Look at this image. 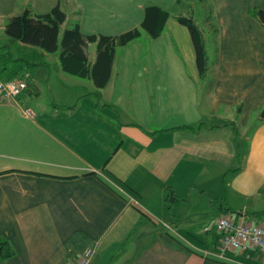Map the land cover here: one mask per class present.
Segmentation results:
<instances>
[{
    "label": "crops",
    "instance_id": "0c3cea01",
    "mask_svg": "<svg viewBox=\"0 0 264 264\" xmlns=\"http://www.w3.org/2000/svg\"><path fill=\"white\" fill-rule=\"evenodd\" d=\"M205 1L203 28L189 0L28 9L59 4L61 30L77 24L83 35L139 28L147 5L168 16L158 36L141 29L115 49L102 87L29 44L41 61L11 72L3 59L0 78L24 68L29 77L0 101V240L12 251L0 264H70L92 243L94 264H264L257 250L221 252L214 225L220 216L264 225V28L252 12L264 0ZM183 15L201 31L203 75ZM85 52L92 63L95 42ZM44 92L51 98L26 99Z\"/></svg>",
    "mask_w": 264,
    "mask_h": 264
},
{
    "label": "trees",
    "instance_id": "16d2710c",
    "mask_svg": "<svg viewBox=\"0 0 264 264\" xmlns=\"http://www.w3.org/2000/svg\"><path fill=\"white\" fill-rule=\"evenodd\" d=\"M252 12L264 28V9H253ZM167 16L168 12L164 8L158 5H147L139 28L134 27L118 35H83L77 24L61 30L66 12L60 8L59 4H55L44 13H34L25 9L22 13L10 16L4 25V32L24 44L36 46L45 52H56L62 70L73 75L90 78L95 86L102 87L109 78L115 49L137 38L141 34V29L152 37L158 36L163 30ZM178 20L190 32L195 48L197 67L199 73L203 75L207 70V54L201 31L190 16H179ZM89 42L96 44V56L92 63L88 60L85 52V46ZM24 69L20 74L16 73L15 75L22 76L25 71L29 72ZM3 70L1 68V71ZM15 75L8 76V79ZM260 115H264V110ZM200 124L201 122L197 124V127ZM168 197L174 198V195L171 193ZM216 237V241L219 242L221 236L218 231H216ZM11 253L8 242L0 240V257L9 256Z\"/></svg>",
    "mask_w": 264,
    "mask_h": 264
},
{
    "label": "built area",
    "instance_id": "2783aa9c",
    "mask_svg": "<svg viewBox=\"0 0 264 264\" xmlns=\"http://www.w3.org/2000/svg\"><path fill=\"white\" fill-rule=\"evenodd\" d=\"M29 72L22 76L0 78V101L14 99L27 85ZM215 230L220 233L219 249L224 252L228 249L240 251L257 250L264 260V225L234 220L227 216H220L214 220ZM94 248L87 246L73 264H92Z\"/></svg>",
    "mask_w": 264,
    "mask_h": 264
},
{
    "label": "rangeland",
    "instance_id": "374dc122",
    "mask_svg": "<svg viewBox=\"0 0 264 264\" xmlns=\"http://www.w3.org/2000/svg\"><path fill=\"white\" fill-rule=\"evenodd\" d=\"M35 1L36 0H0V65L4 64L3 59L8 60V63H7V65H9L8 70L11 72L13 69H17L18 65L21 64V62H23L24 60H27L29 58H32V56H35V59H31V61H41L40 59H43L40 54L34 55V52L31 50V48L29 46H26L27 44H24L21 41L12 38L11 36L7 35L4 32V25H5L6 21L8 20V18L14 14L22 13L23 10L26 8L30 9V7L34 6ZM183 2H184V0H183ZM189 2H191V3H189ZM189 2H188L189 5H186L187 7H189L187 13H189V15L192 14V16H194L196 18L195 19L196 24L200 28H203L202 24H201L203 22L202 21L203 20L202 15H203V13L206 12V10L210 9L212 7V5L211 4H209V5L205 4L206 3L205 0H189ZM207 3H208V1H207ZM45 6H48V5L46 4V5H44V7ZM187 13H186V15H188ZM210 22L211 21H209V23ZM32 47H34V49H36L37 51H39V49H40L36 46H32ZM47 53H49V52H47ZM49 55H52V57L55 59V57L57 56V53L56 52H53V53L50 52ZM52 66L53 65L51 64V67ZM54 80H55V78H54ZM44 83L41 81V83H40L41 86H44ZM68 93L70 95L77 94V92L75 91L74 88H70L68 90ZM35 97H39L38 99L46 101L47 97L51 98V95H50V92H48L46 95L44 92L43 96H42V94L39 93L38 95H28L26 97V99H28V101L32 102ZM48 100L50 102V99H48ZM263 110H264V105L261 107V110L259 111V113L261 114V112ZM213 218L214 217H212L211 219H213ZM213 220L211 222L208 221V225L209 226L211 225V228H210L211 230L214 229V227L212 225ZM87 246H92L94 248V254H93V258H94L95 253L97 251V244L96 243L87 244V245H84V247L81 249V252L79 253V255L75 259H73L70 264H73L78 260L77 258L82 254L83 249ZM92 264H94L93 259H92Z\"/></svg>",
    "mask_w": 264,
    "mask_h": 264
}]
</instances>
